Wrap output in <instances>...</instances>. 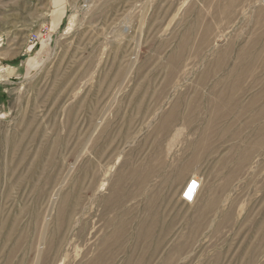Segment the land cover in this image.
I'll return each instance as SVG.
<instances>
[{"label": "rangeland", "instance_id": "1", "mask_svg": "<svg viewBox=\"0 0 264 264\" xmlns=\"http://www.w3.org/2000/svg\"><path fill=\"white\" fill-rule=\"evenodd\" d=\"M52 11L0 0V264H264V0Z\"/></svg>", "mask_w": 264, "mask_h": 264}, {"label": "crops", "instance_id": "2", "mask_svg": "<svg viewBox=\"0 0 264 264\" xmlns=\"http://www.w3.org/2000/svg\"><path fill=\"white\" fill-rule=\"evenodd\" d=\"M67 0H52V14H51V25L53 29H58L62 22H63V15H64V5ZM54 2H60L58 4H55ZM55 4V5H54ZM54 12H56L54 14ZM37 52L31 51V49L27 50L25 53L20 51H13L11 49H8L6 51L0 50V59H5L9 62L16 60L17 58L20 59V63L16 65L15 63H12L8 66H1L0 72H4V80L6 81L9 78H14L16 73L15 71L18 69L21 70V76H29L31 73H35L41 64L42 55L47 52L48 50V44L47 39L45 37H42L35 43V49ZM7 73V75H5ZM5 81H2L3 83Z\"/></svg>", "mask_w": 264, "mask_h": 264}, {"label": "bare ground", "instance_id": "3", "mask_svg": "<svg viewBox=\"0 0 264 264\" xmlns=\"http://www.w3.org/2000/svg\"><path fill=\"white\" fill-rule=\"evenodd\" d=\"M59 1V0H58ZM55 4H58V3H60V2H54ZM54 4V5H55ZM183 50V49H182ZM248 52V51H247ZM181 55V54H180ZM199 55V54H198ZM240 55V54H239ZM246 57V56H245ZM180 61V60H179ZM227 61V60H226ZM242 61V60H241ZM247 61V60H246ZM252 61V60H251ZM235 63V62H234ZM172 64V63H171ZM239 64V63H238ZM247 66V65H246ZM231 69V68H230ZM221 70V69H220ZM239 70V69H238ZM246 70V69H245ZM208 72V71H207ZM232 74V73H231ZM207 76V75H206ZM217 76V75H216ZM225 76V75H224ZM213 78V77H212ZM230 78V77H229ZM252 78V77H251ZM219 79V78H218ZM246 79V78H245ZM201 82V81H200ZM217 82V81H216ZM248 83V82H247ZM204 84V83H203ZM257 84V83H256ZM205 85V84H204ZM223 85V84H222ZM246 86V85H245ZM251 88V87H250ZM237 89H238V87H237ZM209 91H210V88H209ZM228 91V90H227ZM244 91V90H243ZM251 91V90H250ZM259 91V90H258ZM211 93V92H210ZM227 93V92H226ZM226 93H224V94H226ZM229 93V92H228ZM260 93V92H259ZM206 94V93H205ZM208 94V93H207ZM221 94H223V93H221ZM223 94V96L221 97V99L222 98H227V96L226 95H224ZM240 94V93H239ZM247 94V93H246ZM217 95V94H216ZM229 95V94H228ZM255 95V94H254ZM230 96V95H229ZM258 96H259V94H258ZM261 96H262V94H261ZM200 97V96H199ZM254 97V96H253ZM205 98V97H204ZM217 98V97H216ZM262 98V97H261ZM209 99H210V97H209ZM260 99V98H259ZM200 100V99H199ZM220 100V99H219ZM225 100H228V98L227 99H225ZM249 100V99H248ZM201 101V100H200ZM219 102V101H218ZM223 102H225V101H223ZM246 102V101H245ZM258 102V101H257ZM214 103H216V102H214ZM220 103H222V102H220ZM202 104V103H201ZM228 104V103H227ZM216 105H218V103L216 104ZM216 105H215V108H216ZM254 106V105H253ZM211 107V106H210ZM219 108H221V107H224V108H226L227 107V105H225V104H223V106L222 105H219L218 106ZM239 107V106H238ZM258 107V106H257ZM218 108V109H219ZM228 108V107H227ZM217 109V110H218ZM208 110V109H207ZM225 110H228V109H225ZM251 110V109H250ZM249 110V111H250ZM206 111V110H205ZM257 111H258V109H257ZM264 111V110H263ZM233 112V111H232ZM249 113V112H248ZM255 115V114H254ZM231 116V115H230ZM228 118V117H227ZM263 118V117H262ZM261 118V119H262ZM221 121V120H220ZM226 121V120H225ZM257 122V121H256ZM205 123V122H204ZM221 123V122H220ZM225 124V123H224ZM247 124V123H246ZM215 125V124H214ZM263 125V124H262ZM239 126V125H238ZM221 127V126H220ZM237 127V126H236ZM223 130V129H222ZM168 132V131H167ZM210 132V131H209ZM224 132V131H223ZM225 134H227V133H225ZM231 134V133H230ZM215 135V134H214ZM229 136V135H228ZM261 136V135H260ZM255 137V136H254ZM224 138V137H223ZM240 138V137H239ZM217 139V138H216ZM215 140V139H214ZM224 140V139H223ZM249 142V141H248ZM264 144V143H263ZM185 159V158H184ZM186 162V161H185ZM131 169V168H130ZM126 178V177H125ZM140 186V185H139ZM178 186V185H177ZM121 191V190H120ZM135 191V190H134ZM116 192V191H115ZM141 193V192H140ZM119 195V194H118ZM119 198H120V196H119ZM147 200V199H146ZM130 201V200H129ZM128 201V202H129ZM137 202V201H136ZM124 203V202H123ZM144 204V203H143ZM146 204V203H145ZM104 205H105V203H104ZM120 205V204H119ZM112 206V205H111ZM118 206V205H117ZM157 206V205H156ZM123 211V210H122ZM125 211V210H124ZM129 211V210H128ZM121 213V212H120ZM120 217V216H119ZM126 217V216H125ZM114 219V218H113ZM129 219V218H128ZM126 221V220H125ZM126 224V223H125ZM128 229V228H127ZM126 231V230H125ZM117 239H119V238H117ZM112 242V241H111ZM110 242V243H111ZM119 246V245H118ZM111 247H112V245H111ZM110 252V251H109ZM116 252V251H115ZM123 253V252H122ZM117 255V254H116ZM121 255V254H120Z\"/></svg>", "mask_w": 264, "mask_h": 264}, {"label": "built area", "instance_id": "4", "mask_svg": "<svg viewBox=\"0 0 264 264\" xmlns=\"http://www.w3.org/2000/svg\"><path fill=\"white\" fill-rule=\"evenodd\" d=\"M189 185H190V184H189ZM197 187H198V186H195L194 190H196ZM182 198H183L186 202H191V200H192L190 197L187 196L186 193H183Z\"/></svg>", "mask_w": 264, "mask_h": 264}]
</instances>
